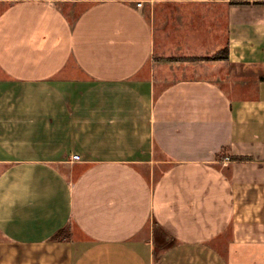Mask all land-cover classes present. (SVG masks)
<instances>
[{
	"label": "crops",
	"instance_id": "0c3cea01",
	"mask_svg": "<svg viewBox=\"0 0 264 264\" xmlns=\"http://www.w3.org/2000/svg\"><path fill=\"white\" fill-rule=\"evenodd\" d=\"M263 78L264 0H0V264H264Z\"/></svg>",
	"mask_w": 264,
	"mask_h": 264
},
{
	"label": "trees",
	"instance_id": "16d2710c",
	"mask_svg": "<svg viewBox=\"0 0 264 264\" xmlns=\"http://www.w3.org/2000/svg\"><path fill=\"white\" fill-rule=\"evenodd\" d=\"M233 4L244 5L245 3H243V2H236V3H233ZM227 52H228L227 47H224L222 50H220V52L218 54L214 55L212 59H226L227 58ZM233 159L238 160L239 158L235 157ZM162 246H166V245H160V246H157V248L158 247H162Z\"/></svg>",
	"mask_w": 264,
	"mask_h": 264
},
{
	"label": "rangeland",
	"instance_id": "374dc122",
	"mask_svg": "<svg viewBox=\"0 0 264 264\" xmlns=\"http://www.w3.org/2000/svg\"><path fill=\"white\" fill-rule=\"evenodd\" d=\"M63 234L66 235L67 232H65V233H63ZM63 234H62V235H63ZM154 243H155L156 247H157V246H160V245H168V244H169V243H166V242H163V241H162V238H161L160 234H158L157 236H155Z\"/></svg>",
	"mask_w": 264,
	"mask_h": 264
},
{
	"label": "water",
	"instance_id": "95a60500",
	"mask_svg": "<svg viewBox=\"0 0 264 264\" xmlns=\"http://www.w3.org/2000/svg\"><path fill=\"white\" fill-rule=\"evenodd\" d=\"M158 234H160L161 238H162V233L161 231L159 230L158 227L154 226V235L157 236Z\"/></svg>",
	"mask_w": 264,
	"mask_h": 264
},
{
	"label": "built area",
	"instance_id": "2783aa9c",
	"mask_svg": "<svg viewBox=\"0 0 264 264\" xmlns=\"http://www.w3.org/2000/svg\"><path fill=\"white\" fill-rule=\"evenodd\" d=\"M136 5H137L138 7H140V6H141V2H137Z\"/></svg>",
	"mask_w": 264,
	"mask_h": 264
}]
</instances>
